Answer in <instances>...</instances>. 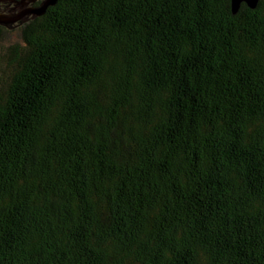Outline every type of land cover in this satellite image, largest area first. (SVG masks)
I'll use <instances>...</instances> for the list:
<instances>
[{
    "label": "trees",
    "instance_id": "obj_1",
    "mask_svg": "<svg viewBox=\"0 0 264 264\" xmlns=\"http://www.w3.org/2000/svg\"><path fill=\"white\" fill-rule=\"evenodd\" d=\"M231 1L0 24V264H264V0Z\"/></svg>",
    "mask_w": 264,
    "mask_h": 264
},
{
    "label": "water",
    "instance_id": "obj_2",
    "mask_svg": "<svg viewBox=\"0 0 264 264\" xmlns=\"http://www.w3.org/2000/svg\"><path fill=\"white\" fill-rule=\"evenodd\" d=\"M56 2L57 0H43L41 7L36 9L34 12L36 15H40L46 11L47 7L50 5H55ZM243 3H246L250 8H255L257 7L259 0H232L231 5L234 14L240 10ZM28 13H30V9L22 11L18 14L0 12V24L10 28L21 26L24 23V18Z\"/></svg>",
    "mask_w": 264,
    "mask_h": 264
},
{
    "label": "flooded vegetation",
    "instance_id": "obj_3",
    "mask_svg": "<svg viewBox=\"0 0 264 264\" xmlns=\"http://www.w3.org/2000/svg\"><path fill=\"white\" fill-rule=\"evenodd\" d=\"M43 0H0V12L11 13L17 10H29L24 20L34 16V11L41 7Z\"/></svg>",
    "mask_w": 264,
    "mask_h": 264
},
{
    "label": "rangeland",
    "instance_id": "obj_4",
    "mask_svg": "<svg viewBox=\"0 0 264 264\" xmlns=\"http://www.w3.org/2000/svg\"><path fill=\"white\" fill-rule=\"evenodd\" d=\"M22 11H23V10H17V12H11V13L18 14V13H20V12H22ZM24 11H25V10H24ZM34 14H36V13H34ZM17 27H18V26H17ZM19 30H20V29H17V28H15V29L13 30V32H12V34H11V38H12V39L18 37V35H19Z\"/></svg>",
    "mask_w": 264,
    "mask_h": 264
}]
</instances>
